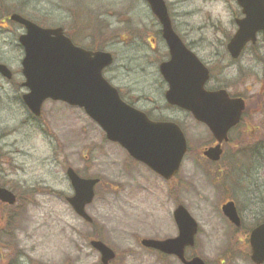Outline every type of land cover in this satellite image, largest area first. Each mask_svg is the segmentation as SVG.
Returning <instances> with one entry per match:
<instances>
[{
  "label": "rangeland",
  "instance_id": "374dc122",
  "mask_svg": "<svg viewBox=\"0 0 264 264\" xmlns=\"http://www.w3.org/2000/svg\"><path fill=\"white\" fill-rule=\"evenodd\" d=\"M165 1L176 31L193 43L202 60L221 65L220 77L226 84L232 82V91L249 93V99L258 95L264 84L262 38L237 66H227L231 58L226 45L240 17L235 0ZM19 11L45 27L65 26L85 49L99 50L100 40L79 33L84 30L76 22L80 14L92 20L90 27L113 37L105 36L101 44V50L115 58L107 79L151 119L179 124L188 139L191 152L174 180H163L109 142L80 108L47 101L41 117L29 112L22 101L28 91L22 86L24 50L18 42L25 30L3 19L4 13ZM168 56L160 23L145 0H0V63L13 72L11 81L0 76V184L18 197L17 206L0 205V264H100L99 253L90 246L93 239L115 251L112 264H181L141 246L142 239L178 236L173 216L178 205L199 224L196 245L187 250V257H199L206 264H253L248 235L264 221V109L259 106L254 116L246 117L256 128L254 139L245 124L233 136L232 147L247 149L237 156L227 181L241 212L242 227L237 229L222 213L228 199L224 185L216 182L212 168L204 171L195 155L209 140L207 128L166 103L167 85L159 66ZM68 168L101 180L87 207L92 226L66 201L74 195Z\"/></svg>",
  "mask_w": 264,
  "mask_h": 264
},
{
  "label": "water",
  "instance_id": "95a60500",
  "mask_svg": "<svg viewBox=\"0 0 264 264\" xmlns=\"http://www.w3.org/2000/svg\"><path fill=\"white\" fill-rule=\"evenodd\" d=\"M145 1L162 26L170 53V60L160 65V73L169 87L165 96L167 103L190 111L197 121L208 126L219 143L227 141L229 130L241 119L245 103L241 99L231 100L224 91H205L208 71L174 32L165 0ZM236 1L245 18L238 21L239 30L228 45L234 59L249 42L256 43L258 33L264 35V0ZM10 20L25 29L19 37L25 52L24 86L29 90L23 100L34 116H41L42 106L48 100L83 109L102 129L106 139L122 147L135 161L166 181L178 174L188 150L183 131L173 122L152 121L142 111L123 102L118 90L103 75L113 65L111 53L76 46L62 28H43L19 14L11 15ZM0 74L12 78L11 71L3 64H0ZM206 155L219 160L220 147L209 150ZM67 177L74 190L67 202L78 217L93 223L86 209L95 199V187L100 180L82 178L73 168L67 170ZM0 202L14 206L17 198L0 186ZM222 211L233 225L241 227L233 202L225 204ZM174 220L179 232L177 237L143 239L142 246L176 257L182 264H205L199 257L190 260L185 257L186 249L195 246L199 231L196 220L182 205L175 210ZM90 245L100 254L101 264H110L116 259V253L103 242L92 241ZM249 245L252 263L264 264V223L252 230Z\"/></svg>",
  "mask_w": 264,
  "mask_h": 264
},
{
  "label": "flooded vegetation",
  "instance_id": "af4514ba",
  "mask_svg": "<svg viewBox=\"0 0 264 264\" xmlns=\"http://www.w3.org/2000/svg\"><path fill=\"white\" fill-rule=\"evenodd\" d=\"M236 2V0H235ZM237 4V2H236ZM238 5V4H237ZM239 7V6H238ZM240 8V7H239ZM245 18V15L243 14V11L242 9L240 8V17H236L234 22H235V33L233 36H231L229 38V41L226 45V49H227V54L230 56L231 58V61H230V64H228L227 66L228 67H231V66H237L240 61L245 57V55L251 50L253 49L254 47H256L258 44H259V40L260 38H262L264 40V35L263 33H258L257 35V42L256 43H251L249 42L245 47L244 49L242 50L240 56L237 58V59H234L232 58L231 54L229 53L228 51V45L229 43L231 42V40L233 39V37L237 34L238 30H239V26H238V21L240 20H243ZM173 26V29L175 31V33L180 37V39L183 41L184 45L187 47V49L191 52H193L196 57L204 64V66L206 67L207 71H208V80L206 81L205 85H204V89L205 91L207 92H210V93H218V92H226L227 95L229 96V98L231 100H236V99H241L243 100V102L245 103V110L243 111L242 113V116H241V119L239 121V123L237 124V126L231 128L227 134V141H224L222 143H219V141L214 137V135L212 134V132L210 131V129L208 128L207 125H205L204 123H201L199 121H197L193 114L188 111V110H182L183 113H185L186 115H188V117H192L198 124L200 125H203L204 127L207 128L208 130V133H209V140L207 143L203 144L202 146H200L199 149H197V152L195 153L196 157H197V161H198V164H202L204 166V171H209L208 168H212L213 169V172L215 173L214 176H216V182H218V184L220 185V187H223L222 188H225V191H224V194H225V197L228 198V199H225L224 201V204L222 205V207L229 203V202H233L235 204V207H236V210H237V213L239 215V217L241 218V212L237 206V200L236 198L232 195V191L234 190H231L229 188H227V181L231 179V176L233 174V171H235V165H237V156L240 155V154H244L246 152L247 149H241V148H236V146H233V136H234V133H236L237 129L240 128L243 124L246 125V129L248 131H250V136L252 139H254V136L256 134V128L253 126V120L252 118L250 117V120L249 121H246V117L248 114H250V116H254L258 111H259V106H260V109L261 111L264 109V102L263 100H261V93L263 94L264 93V84L259 92L258 95H255V96H252L250 99L248 97V94L245 93V94H239V93H234L232 91V86L231 83H228L226 84V80H223V78H221V73H220V68L221 65L218 67V63H212V62H205L204 60H202L198 54L194 51V47H193V43L192 45L188 42H186L184 40V38H182V36L176 31V29L174 28V25L172 24ZM162 31V30H161ZM162 33V32H161ZM169 53V52H168ZM170 58V56H168ZM168 58V60H169ZM165 62V61H164ZM2 64V63H1ZM4 64V63H3ZM214 64V65H213ZM6 65V64H4ZM8 66V65H6ZM9 67V66H8ZM111 67L107 68L105 70V78L107 79L106 77V74L108 72V70L110 69ZM10 69V67H9ZM218 73H216V71H218ZM13 74V72H12ZM1 76V75H0ZM221 76V77H220ZM2 77V76H1ZM5 79V78H4ZM13 79V78H12ZM11 79V80H12ZM11 80H8V81H11ZM108 80V79H107ZM109 81V80H108ZM110 82V81H109ZM111 83V82H110ZM112 84V83H111ZM113 85V84H112ZM167 85V83H166ZM114 86V85H113ZM115 87V86H114ZM116 88V87H115ZM167 89H168V85H167ZM117 90L119 91V94H120V97L123 99V101H125L127 104L137 108L135 106L134 103H131V102H127L125 100V97L123 96L122 92L117 88ZM248 91V90H247ZM167 92V90H166ZM165 92V93H166ZM248 92H251L250 90ZM165 96V94H164ZM263 96V95H262ZM151 100V99H150ZM251 103V105L249 106V104ZM251 106H253L254 109L251 110ZM255 106H256V109H255ZM172 107V106H170ZM175 108V107H174ZM145 112V111H144ZM147 115L151 118V114L146 112ZM157 121V120H156ZM158 121H162V120H158ZM182 128V127H181ZM259 129V128H258ZM183 130V129H182ZM184 132V130H183ZM185 134V132H184ZM186 137V135H185ZM186 140H187V145H188V150H187V154H190L191 152V147L189 146V143H188V139L186 137ZM217 147H220V155H219V160L217 161H214L212 160L211 158H209L206 153L211 150V149H214V148H217ZM228 147H231V149H229ZM233 149H237V151L235 152H232ZM252 148H249V151H251ZM186 157V156H185ZM212 175V173H210ZM2 187H4L2 184H0ZM6 188V187H5ZM12 191V190H11ZM13 192V191H12ZM16 195V194H15ZM17 197V195H16ZM224 197V198H225ZM235 199V201L233 200ZM17 200H18V197H17ZM237 202V203H236ZM1 206L3 207H8L6 204H2L0 203ZM222 209V208H221ZM242 220V218H241ZM242 227V225H241ZM240 227V228H241ZM237 228V227H236ZM239 229V228H237ZM171 257V256H170ZM179 261V260H178ZM180 262V261H179ZM181 263V262H180ZM182 264V263H181Z\"/></svg>",
  "mask_w": 264,
  "mask_h": 264
},
{
  "label": "trees",
  "instance_id": "16d2710c",
  "mask_svg": "<svg viewBox=\"0 0 264 264\" xmlns=\"http://www.w3.org/2000/svg\"><path fill=\"white\" fill-rule=\"evenodd\" d=\"M5 8L6 7H2V10L4 11L5 10ZM19 13L20 14H22L24 17H27L26 16V14H24L22 11H19ZM9 12H6V13H4L3 14V19H4V21H10L9 20ZM81 17L83 18V20H81ZM89 20V21H88ZM91 21V23H92V20L91 19H87L86 17H83L82 16V14H80L78 17H77V20H76V22L77 23H79V24H81V25H84L83 27V29L84 30H80L79 29V33H81V35H85L84 34V31L88 34V36L89 37H96V38H98L99 37V39L98 40H100L99 42H98V44L100 45V49L99 50H101L102 49V46H101V44L103 43V42H105V36H108V38H113V37H111V35H108L107 33H104L103 31H102V29H100V28H97V27H90L89 25H88V22H90ZM94 22V21H93ZM87 24V25H86ZM78 25V24H77ZM81 25H78V26H80L81 27ZM64 28V30L66 29V34L69 36V33H68V31H67V28L64 26L63 27ZM91 33V34H90ZM103 36H104V38H103ZM70 37V36H69ZM107 38V37H106ZM110 40H112V39H110ZM93 225V224H92ZM91 225V226H92Z\"/></svg>",
  "mask_w": 264,
  "mask_h": 264
}]
</instances>
